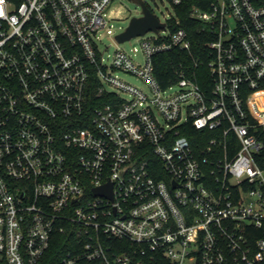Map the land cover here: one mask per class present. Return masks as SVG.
<instances>
[{
  "label": "built area",
  "instance_id": "built-area-1",
  "mask_svg": "<svg viewBox=\"0 0 264 264\" xmlns=\"http://www.w3.org/2000/svg\"><path fill=\"white\" fill-rule=\"evenodd\" d=\"M168 1L105 55L113 0H0V264H264V0Z\"/></svg>",
  "mask_w": 264,
  "mask_h": 264
},
{
  "label": "rangeland",
  "instance_id": "rangeland-1",
  "mask_svg": "<svg viewBox=\"0 0 264 264\" xmlns=\"http://www.w3.org/2000/svg\"><path fill=\"white\" fill-rule=\"evenodd\" d=\"M110 13V21L108 28L101 32V40L99 42L100 50L104 51L105 55H111L116 48L124 49L125 51H130L134 47L140 48V38H131L124 42H118L116 36L118 33L122 32L132 17H138L142 13V7L139 4L134 3L131 0H113ZM147 6L152 11V13L159 18L160 21H164L167 16L173 14V8L168 0H145ZM152 37V33L148 32L146 34ZM119 76L124 80L131 82L133 85L143 86L140 79L131 76L125 72L120 71Z\"/></svg>",
  "mask_w": 264,
  "mask_h": 264
},
{
  "label": "trees",
  "instance_id": "trees-1",
  "mask_svg": "<svg viewBox=\"0 0 264 264\" xmlns=\"http://www.w3.org/2000/svg\"><path fill=\"white\" fill-rule=\"evenodd\" d=\"M180 6H176V12L178 14L180 23H174L175 20H170V26L172 28L180 25L186 28L190 36L193 40V48L196 49L198 42L201 43L202 36L197 33V28L201 26L200 23L195 22L190 18L189 12L193 4H198L199 0H183ZM206 39V38H205ZM180 63H184L185 65L190 64V57L187 55L185 51L172 49L169 52H164L158 54L154 57V64H155V75L162 86H168V84L174 82L177 79V76L174 74V70L179 66ZM203 70H206V67H202ZM192 133H188V137L192 140ZM194 134V131H193ZM68 239V236L63 235L58 237V239ZM65 251L64 246H62V241L56 242L52 249L50 250V261L48 264H57L58 259Z\"/></svg>",
  "mask_w": 264,
  "mask_h": 264
},
{
  "label": "water",
  "instance_id": "water-1",
  "mask_svg": "<svg viewBox=\"0 0 264 264\" xmlns=\"http://www.w3.org/2000/svg\"><path fill=\"white\" fill-rule=\"evenodd\" d=\"M142 7V16L132 17L127 27L120 33L117 34L116 39L119 42L129 40L136 35L143 34L148 30H156L157 28L164 27V23L159 22L157 17L147 8L143 0H131ZM96 193L101 194L105 191L103 189H96ZM111 197L110 192L108 194Z\"/></svg>",
  "mask_w": 264,
  "mask_h": 264
}]
</instances>
